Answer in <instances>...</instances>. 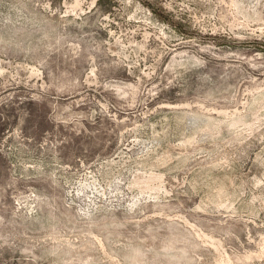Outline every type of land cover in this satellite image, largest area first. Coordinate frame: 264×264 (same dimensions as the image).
Segmentation results:
<instances>
[{"label": "rangeland", "instance_id": "rangeland-1", "mask_svg": "<svg viewBox=\"0 0 264 264\" xmlns=\"http://www.w3.org/2000/svg\"><path fill=\"white\" fill-rule=\"evenodd\" d=\"M0 264H264V0H0Z\"/></svg>", "mask_w": 264, "mask_h": 264}]
</instances>
